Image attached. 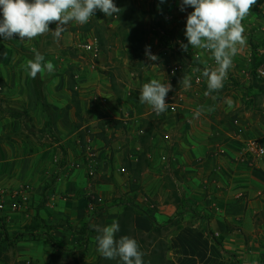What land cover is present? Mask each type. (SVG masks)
<instances>
[{
  "label": "rangeland",
  "instance_id": "obj_1",
  "mask_svg": "<svg viewBox=\"0 0 264 264\" xmlns=\"http://www.w3.org/2000/svg\"><path fill=\"white\" fill-rule=\"evenodd\" d=\"M114 3L117 13L105 16L96 10L83 25H64L59 36L52 31L53 21L49 31L31 40L14 34L0 41V220L9 235L19 234L4 246L7 260L0 264L95 263L101 259L95 235L117 224L125 204L151 214L172 204L178 213L197 211L185 197L180 169L175 163L160 166L179 157L172 148L185 132H197L203 117L214 120L207 124L210 129L217 125L234 137L244 136L243 145L238 144L242 149L250 140L264 145V80L256 77L264 63V0H256L242 19L244 43L237 45L223 87L208 95L201 73L217 67L211 52L180 47L187 43L190 7L181 11L180 0ZM145 46L156 61L146 58ZM35 52L53 64L52 73L28 75L25 66ZM71 75L78 115L67 87ZM152 79L171 87L167 110L160 114L138 102L140 87ZM13 110L19 118L11 116ZM204 190L193 188L189 194ZM159 214L157 232H152L153 223L134 215L130 237L143 253L162 241L168 258L177 226L170 229L166 222L171 217ZM53 225L62 227L49 230Z\"/></svg>",
  "mask_w": 264,
  "mask_h": 264
},
{
  "label": "crops",
  "instance_id": "obj_2",
  "mask_svg": "<svg viewBox=\"0 0 264 264\" xmlns=\"http://www.w3.org/2000/svg\"><path fill=\"white\" fill-rule=\"evenodd\" d=\"M200 121L197 132H185L182 145L172 148L179 157H171L170 163L165 160L160 166L175 163L173 167L180 169L181 186L187 191L186 199L198 206L197 211L179 213L173 204L159 207V212L154 209V217L159 213L171 217L170 229L177 226L168 258L175 264H264V157L255 159L238 146L244 136L234 137L217 125L210 129L207 124L211 125L212 118ZM210 159L214 160L209 163ZM197 187H206L207 194L203 191L202 195L191 196V190ZM54 206L47 203V208L60 213V206ZM205 226L222 248L207 236Z\"/></svg>",
  "mask_w": 264,
  "mask_h": 264
},
{
  "label": "clouds",
  "instance_id": "obj_3",
  "mask_svg": "<svg viewBox=\"0 0 264 264\" xmlns=\"http://www.w3.org/2000/svg\"><path fill=\"white\" fill-rule=\"evenodd\" d=\"M256 0H180L181 11L191 8L187 13L184 36L187 43L181 42L180 47L187 52L190 48L206 49L217 67L214 70L204 69L201 73L207 80V91L223 87V81L236 55L237 45L244 43L242 19L249 13L251 5ZM96 10L105 16H112L119 11L114 0H0V41L14 39L31 40L49 31V23L55 21V35L59 36L62 27L70 21L85 24ZM145 46V56L150 61L158 58ZM28 75L35 78L37 73L46 70L54 71V66L39 52L25 66ZM185 87L190 85L188 78L183 79ZM171 90L156 79L144 83L140 87L138 102L150 105L157 114L167 110L165 102L167 93ZM228 107L231 100L226 101ZM119 231V225L113 223L105 226L102 234L96 237V251L106 259L119 257L120 264H143L142 253L137 241L128 236L114 239Z\"/></svg>",
  "mask_w": 264,
  "mask_h": 264
},
{
  "label": "trees",
  "instance_id": "obj_4",
  "mask_svg": "<svg viewBox=\"0 0 264 264\" xmlns=\"http://www.w3.org/2000/svg\"><path fill=\"white\" fill-rule=\"evenodd\" d=\"M171 39H172V36H171ZM257 66H258V64L255 63V64H253L252 67H253V69H255ZM252 71H255V70H252ZM253 77H255V76L253 75ZM73 79L74 78L71 75L72 82H68L67 87H68L69 92L72 95V101L75 104L76 114L78 115L80 112V106H79L78 100H76L77 92L73 86V81H74ZM254 83H256V82L254 81ZM11 116L15 117V118H19L20 112H16L13 110ZM137 166L139 167V164ZM131 167L132 166H129L128 169H131ZM134 215L142 216L143 218H145L148 221H150L151 223H153L154 228H153L152 232L158 231V223H157L155 217L151 213H149L148 211H146L145 209H143L137 205L129 203V204H125L123 206V212L119 216L118 222H117V224L119 225V231L115 233L114 239L118 240L122 236L130 237V227L133 223V216ZM0 221H2V224L0 227V260L5 261V260H7V256L3 253L4 246L6 244L11 245V243H12L11 240L17 239L19 234H15L13 236L9 235L6 228H5L4 220L1 219ZM172 221L173 220L169 219L166 222V225L168 226L170 223H172ZM56 227H62V226L61 225L48 226L49 230H52ZM70 227H71V225L68 224L67 228H70ZM87 228H88V226L86 225V227L82 230L81 234H85ZM204 228H205L207 236L211 239V241L216 246H218L219 248H222L221 243L216 238L214 233L209 229V227L205 226ZM150 234H148V237H150ZM98 235H100V234L97 233L95 236L97 237ZM48 242L53 247L54 250L58 251L60 249V247L58 246V244L54 241V239L52 237L48 238ZM139 251L142 253L143 264H175L173 261H171L170 259L167 258L166 246L164 245V243L162 241H158L155 245V249L153 251H149V253H145V252L143 253V251H141V250H139ZM89 264H120V262H119V257H115L113 259H106V258L101 256V259L99 261H97L95 263H89Z\"/></svg>",
  "mask_w": 264,
  "mask_h": 264
},
{
  "label": "built area",
  "instance_id": "obj_5",
  "mask_svg": "<svg viewBox=\"0 0 264 264\" xmlns=\"http://www.w3.org/2000/svg\"><path fill=\"white\" fill-rule=\"evenodd\" d=\"M256 77L260 80H264V63L257 68ZM177 102H178L177 106L179 107L183 106L184 97L182 94L178 96ZM198 108H200V105H198ZM248 143L249 144L246 148L248 154H250L255 159L264 157V145L261 142H258L257 140H250Z\"/></svg>",
  "mask_w": 264,
  "mask_h": 264
}]
</instances>
